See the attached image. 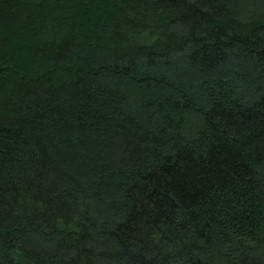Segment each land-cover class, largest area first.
I'll list each match as a JSON object with an SVG mask.
<instances>
[{"label":"trees","instance_id":"16d2710c","mask_svg":"<svg viewBox=\"0 0 264 264\" xmlns=\"http://www.w3.org/2000/svg\"><path fill=\"white\" fill-rule=\"evenodd\" d=\"M0 264H264V0H0Z\"/></svg>","mask_w":264,"mask_h":264}]
</instances>
